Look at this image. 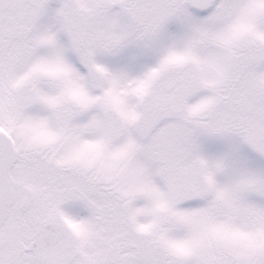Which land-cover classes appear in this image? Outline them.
Masks as SVG:
<instances>
[{
	"label": "snow or ice",
	"instance_id": "obj_1",
	"mask_svg": "<svg viewBox=\"0 0 264 264\" xmlns=\"http://www.w3.org/2000/svg\"><path fill=\"white\" fill-rule=\"evenodd\" d=\"M0 264H264V0H0Z\"/></svg>",
	"mask_w": 264,
	"mask_h": 264
}]
</instances>
